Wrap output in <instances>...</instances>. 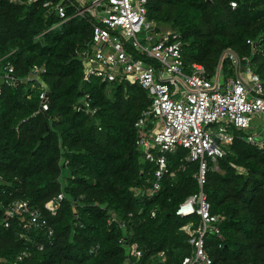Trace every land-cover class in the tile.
Returning a JSON list of instances; mask_svg holds the SVG:
<instances>
[{"label":"trees","instance_id":"16d2710c","mask_svg":"<svg viewBox=\"0 0 264 264\" xmlns=\"http://www.w3.org/2000/svg\"><path fill=\"white\" fill-rule=\"evenodd\" d=\"M46 1L0 0V75L11 63L21 80L16 87L1 80L0 257L10 264L23 253L20 264H133L132 251L139 250L140 264H181L193 247L182 230L190 220L176 210L199 192L198 163L180 148L168 158L174 175L147 195L155 167L137 150L135 123L151 104L148 93L126 80L84 83L81 52L92 40L93 22L58 25ZM229 1H152L147 20L180 33L186 67L200 63L214 77L231 49L250 58L264 85V0H237L236 9ZM259 37L257 48L248 44ZM229 64L226 78L234 75ZM34 65L45 69V113H37L40 92L24 80ZM87 94L95 113L77 110ZM233 134L227 156L209 162L204 191L212 214L225 220L205 248L213 264H264V149L248 143L244 131ZM61 193L52 215L45 204ZM16 201L39 209L47 229L27 233L20 215L5 227L4 208Z\"/></svg>","mask_w":264,"mask_h":264},{"label":"built area","instance_id":"2783aa9c","mask_svg":"<svg viewBox=\"0 0 264 264\" xmlns=\"http://www.w3.org/2000/svg\"><path fill=\"white\" fill-rule=\"evenodd\" d=\"M36 1L29 0V3ZM152 1L161 0H48L44 7L48 8L49 14L58 16V25L73 18L93 22L92 40L81 52L84 83L99 81L110 85L126 80L137 83L148 93L151 104L135 123L137 150L144 162L155 167V180L147 195L153 197L161 190L163 178L174 175L168 158L180 148L188 151L187 161L198 163L199 192L188 197L176 210L178 217L190 220L182 230L189 235L193 247L192 255L181 264H213L205 248V239L208 234L221 235L220 225L225 218L212 214L204 191L209 162L217 163L227 156L234 142L233 130L246 132L248 143L264 149V123L261 133H252L253 117L264 119V85L254 73L250 58L241 57L231 49L222 53L214 77H210L200 63L186 67L180 33L174 30L161 32L157 23L147 20L148 4ZM229 3L232 9L238 7L237 0ZM261 41L262 37H259L248 40V44L257 48ZM225 63H230L234 70V75L227 78L223 76ZM4 71L0 75V95L1 80L15 87L21 81L11 63ZM44 72V67L34 65L24 79L31 82V89L40 92L37 113L47 112L50 106L49 92L42 80ZM130 75L132 80L128 78ZM83 100L77 110L95 113L89 108L90 96L87 94ZM63 200L61 193L49 200L45 209L55 215ZM4 211L5 227L20 215L27 233L47 229L41 211L27 201L12 202ZM155 215L153 212L152 216ZM114 221L113 217L109 223ZM48 230L52 237L53 230ZM37 247L39 250L44 248L38 244ZM132 254L135 256L133 264H140L141 251L133 250ZM26 256L27 253L19 255L11 264H20ZM0 264L10 262L0 257Z\"/></svg>","mask_w":264,"mask_h":264},{"label":"rangeland","instance_id":"374dc122","mask_svg":"<svg viewBox=\"0 0 264 264\" xmlns=\"http://www.w3.org/2000/svg\"><path fill=\"white\" fill-rule=\"evenodd\" d=\"M80 3H82V1H79ZM165 28L167 29H164V27H159L158 30L161 31V32H165V31H168V30H171L169 27L165 26ZM164 29V30H163ZM243 71L245 72L244 68H243ZM223 76L225 77V73H223ZM222 76V83L224 81V78ZM129 80H132V76H128ZM254 120L252 122V133L255 134V135H258L259 133L262 132L263 130V123H264V119L262 117H253ZM63 173L66 175L67 174V171H63Z\"/></svg>","mask_w":264,"mask_h":264},{"label":"crops","instance_id":"0c3cea01","mask_svg":"<svg viewBox=\"0 0 264 264\" xmlns=\"http://www.w3.org/2000/svg\"><path fill=\"white\" fill-rule=\"evenodd\" d=\"M244 68V67H243ZM243 68H242V71H243Z\"/></svg>","mask_w":264,"mask_h":264}]
</instances>
